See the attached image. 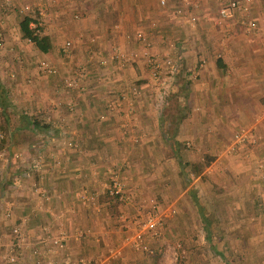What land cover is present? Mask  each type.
<instances>
[{"label": "crops", "instance_id": "obj_1", "mask_svg": "<svg viewBox=\"0 0 264 264\" xmlns=\"http://www.w3.org/2000/svg\"><path fill=\"white\" fill-rule=\"evenodd\" d=\"M224 1L0 0V9L10 5L1 13L0 62L7 81L1 78L6 98L0 114L4 110L7 120L0 116V124L6 123V132L0 130V245L5 240V252L13 244L17 256L10 261L0 253L3 264H168L169 248L155 240L162 227L146 231L144 248L126 243L117 256L107 251L143 221L157 176L147 182L141 169L152 154L174 153L177 144L219 152L207 168H222L224 152L218 148L234 130L249 127L259 137L248 153L258 156L256 164L243 165L263 178L244 177L243 185H264V0H246L249 13L220 18ZM25 3L42 9L41 29L53 44L47 52L22 37L18 6ZM179 7L184 13L176 12ZM73 11L81 16L73 18ZM186 11L197 17L193 26ZM246 17L255 19V29L246 27ZM139 30L154 51L163 54L172 45L183 55L164 118L152 100L155 87L145 78L142 43L137 47L134 38ZM68 38L72 44L65 47ZM70 79L77 84L69 87ZM230 165L231 171L243 166ZM111 170L129 201L106 195ZM239 179L215 178L228 185L231 202L264 199L257 191L253 198L245 191L243 199ZM185 188L199 207L190 182ZM240 207L236 203L234 214ZM59 232L66 234L61 250L51 241Z\"/></svg>", "mask_w": 264, "mask_h": 264}, {"label": "rangeland", "instance_id": "obj_2", "mask_svg": "<svg viewBox=\"0 0 264 264\" xmlns=\"http://www.w3.org/2000/svg\"><path fill=\"white\" fill-rule=\"evenodd\" d=\"M74 12L75 11L71 13V15L74 14L73 18L81 16V14ZM18 14L21 16L24 15L19 11ZM138 44L139 42L136 40L137 47L139 46ZM28 48L29 51L31 49L30 45ZM22 52L23 50H21V53ZM18 56L17 59L20 62L21 55L18 54ZM14 60L16 61L15 58ZM33 64H36V62ZM2 66L4 65L0 62V68ZM2 72L3 69L0 73V82L1 78L4 80L7 78L6 74ZM172 92L173 90L169 93L163 105L157 106L162 118H164L163 114L166 111L167 101L168 99L170 100ZM0 116L2 115L0 114ZM2 124L3 121H1L0 125ZM3 129L4 128L0 127V130L6 132V128L5 130ZM206 132L209 133L208 128ZM4 135L3 133L2 139L5 137ZM233 141L234 133L226 146L218 148L223 149L224 152L223 157L225 165L222 166V168L214 164L211 168H207L209 166L208 164L204 165L200 174L193 175L189 181L190 187L195 190V195L198 196L202 209L196 205L193 200V195L185 188L186 185H183L180 179L178 173L180 168L178 160L180 157L183 160L203 163L207 157L205 154H208L213 157L210 161L211 163L218 157L219 152H199L196 148L189 147L187 143L185 145L177 144L176 148L178 149L177 151L174 150V153L167 151L154 155L152 154L153 157L150 158L151 163H145L146 166L141 169L142 172L140 175L144 178L146 177L145 181L147 182H153V178H155L153 176H157L156 186H153L151 190L152 194L147 193V197L149 199L151 198V200L150 203L148 202L149 205L145 210H148L151 203H156L158 209L163 212V218L165 217V219L160 225L162 228H160L161 231L156 234L157 237L155 240H158V242L169 248L170 254L166 259L168 264H264L263 197H261L260 202H255L253 200L231 202L229 199L230 189L228 185H218L215 180L218 176L240 179L244 177H251L253 179L254 176V178H256L255 180H259L260 182V179L263 178L259 171L251 170L250 167H244L243 165L248 164V166H251L252 163L256 164V156H258V154L248 153V148L252 146L251 143H239L231 147ZM223 157H221V159H223ZM234 162L240 163V166L243 165L240 167L241 169H238V171H231L230 164ZM221 171L224 172L222 175H220ZM233 172H235V176ZM242 180V184L238 186H242L243 188V194L245 195L242 196L243 199L247 196L244 193L245 191H247L248 196L252 198L256 191L257 197L261 196V192L264 194V185H243L247 182V179ZM106 195L120 201L117 196L110 195L108 191ZM236 203L241 205V210L234 214L232 208L236 207ZM201 211L207 217L206 220L202 217ZM205 222L210 228V239L206 237L207 235L204 229ZM9 231L11 230L8 229L7 234L4 235L6 237V242H9L11 239ZM120 237L121 236H118L116 242L114 241L112 244L119 245ZM4 242L5 240H3V242H1L3 244L0 245V249L1 247L3 248L0 250L1 254L4 253ZM107 253L110 254L109 249ZM2 262L5 263L4 260L0 259V264Z\"/></svg>", "mask_w": 264, "mask_h": 264}, {"label": "built area", "instance_id": "obj_3", "mask_svg": "<svg viewBox=\"0 0 264 264\" xmlns=\"http://www.w3.org/2000/svg\"><path fill=\"white\" fill-rule=\"evenodd\" d=\"M161 3H165L166 0H160ZM10 5L8 3H2V8L0 9V45L2 43V25L3 18L1 13H5L6 9ZM18 11L22 14H27L36 19L35 22H31V25L41 24V15L43 14L42 9L34 7L32 4L25 3L18 6ZM249 13V8L247 6L246 0H226L224 1L219 9L218 14L220 18H226L234 14V12ZM177 13H184V8L181 7L176 9ZM187 12V11H186ZM187 21L193 26L196 22V15L191 13H186ZM248 16V15H247ZM246 27L250 30H253L257 27V23L253 18H244ZM135 40L142 43V55L145 58V62L148 65V73L146 75V81L149 85H152V88L155 89L154 100L156 106H161L166 102L169 93L173 90L176 82V75L181 70V65L183 61V55L180 51H173L172 45H170L169 50L165 53L160 54L153 50V43L147 37V34L144 31H137L134 36ZM72 44L71 39L65 41V47H69ZM92 56V53L89 54ZM202 63H198V66L201 67ZM41 66L45 68L48 72L54 71L53 68L46 62L41 61ZM77 84L76 80L70 79L67 82L69 87H73ZM134 92L139 93L138 89H133ZM259 136L254 134L253 130L246 126H241L237 128L234 132V141L231 147L239 143H254L257 141ZM69 145H75L73 141L67 142ZM107 191L110 195L117 196L118 200L125 202L130 200V195L127 193L124 188V183L119 178L117 174H114L111 170L109 173V178L107 182ZM39 203H42V197L38 200ZM156 203H151L148 210L145 212V216L140 227L132 232L127 234L120 242L119 245H114L109 248L110 254L113 256L118 255L121 252V247L126 243L132 244L136 249H141L145 247L144 239L146 231L150 233H158V228L162 224L163 212L160 211ZM13 232L23 238L22 231L19 226L13 227ZM66 234L64 232H59L51 237L52 243L55 245V248L61 250L64 247V240ZM13 244H9L7 250L3 253V258L15 261L16 252Z\"/></svg>", "mask_w": 264, "mask_h": 264}, {"label": "trees", "instance_id": "obj_4", "mask_svg": "<svg viewBox=\"0 0 264 264\" xmlns=\"http://www.w3.org/2000/svg\"><path fill=\"white\" fill-rule=\"evenodd\" d=\"M35 22L36 19L33 18L30 15L24 14L22 16H20L19 19V28L21 30V34L22 37L25 39H28L30 42H32V44L39 49L42 52H47L49 51L53 44L51 41V37L49 34L47 33H43L42 29H41V25L39 24H35L34 26L31 25V22ZM6 98V91L4 86L0 83V104L1 106H5V103L3 101H5ZM4 108V107H3ZM2 115L4 116L5 120L6 119V112L4 110H2ZM32 123L34 125H39L40 121L33 119ZM42 127L43 129H45V127H47L46 123H42ZM2 128H4L3 130H5L6 128V123L2 125ZM207 157L205 159V161L202 162H196V161H187V160H183L179 157V176L180 179L183 183V185H186L187 183H189V181L191 180L193 175H198L200 174V172L203 170V166L207 165L210 163V161L212 160V156L205 154ZM202 163V164H201ZM188 166V168H187ZM195 199V202L198 204L197 202V198L195 196H193ZM200 207V206H199ZM202 209V208H201ZM202 217L206 220L207 217L205 215H202ZM205 232H206V237H209V233L210 231L208 230V224L205 222Z\"/></svg>", "mask_w": 264, "mask_h": 264}]
</instances>
